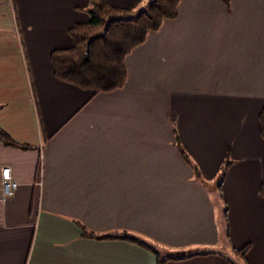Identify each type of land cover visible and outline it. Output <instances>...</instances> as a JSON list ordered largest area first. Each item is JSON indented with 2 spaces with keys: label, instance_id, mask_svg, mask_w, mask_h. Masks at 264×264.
Here are the masks:
<instances>
[{
  "label": "crops",
  "instance_id": "crops-1",
  "mask_svg": "<svg viewBox=\"0 0 264 264\" xmlns=\"http://www.w3.org/2000/svg\"><path fill=\"white\" fill-rule=\"evenodd\" d=\"M87 6L0 0V128L29 145L0 143V172L18 183L2 200L0 178V264H156L96 238L122 233L186 256L165 264H231L222 249L246 243L249 264H264V0H179L126 56L123 86L98 93L58 80L49 57L72 47Z\"/></svg>",
  "mask_w": 264,
  "mask_h": 264
},
{
  "label": "trees",
  "instance_id": "trees-1",
  "mask_svg": "<svg viewBox=\"0 0 264 264\" xmlns=\"http://www.w3.org/2000/svg\"><path fill=\"white\" fill-rule=\"evenodd\" d=\"M225 5L229 0H221ZM179 0H151L146 8L134 10L118 7L107 0H88L86 11L89 20L78 23L68 29L73 41L70 48L54 49L50 52V62L54 76L66 83L93 93L109 92L121 88L126 80L124 60L136 46L141 44L150 31L157 30L163 20L177 16ZM260 135L264 139V106L259 113ZM0 143L5 146L28 148L29 145L16 142L0 128ZM184 159L192 165L194 178L200 182L199 170L180 147ZM228 160L223 162V167ZM222 167V168H223ZM222 178V175H221ZM215 185L217 198L223 204L221 216L226 219L227 207L222 199L221 183ZM261 196L264 198V180L261 184ZM224 237L229 239L226 225ZM84 229V228H83ZM83 234H86L84 229ZM137 244L150 251L156 257V264H165L169 259H181L184 256H162L160 247L140 235L122 233L119 235H98L97 239L116 238ZM249 243L239 248L232 247L231 264H249L246 255Z\"/></svg>",
  "mask_w": 264,
  "mask_h": 264
},
{
  "label": "built area",
  "instance_id": "built-area-1",
  "mask_svg": "<svg viewBox=\"0 0 264 264\" xmlns=\"http://www.w3.org/2000/svg\"><path fill=\"white\" fill-rule=\"evenodd\" d=\"M2 200L11 196L16 190L18 183L12 178L9 167H3L0 172Z\"/></svg>",
  "mask_w": 264,
  "mask_h": 264
},
{
  "label": "rangeland",
  "instance_id": "rangeland-1",
  "mask_svg": "<svg viewBox=\"0 0 264 264\" xmlns=\"http://www.w3.org/2000/svg\"><path fill=\"white\" fill-rule=\"evenodd\" d=\"M214 191H215V189H214ZM213 191V192H214ZM212 197H213V199H214V201L216 202V205H217V211H218V213H217V218H218V220H219V222L220 223H222L223 222V217L221 216V213H220V208H221V206H222V204H221V202L218 200V198H217V194L214 192L213 194H212ZM222 251L225 253V254H228L231 258H232V254H230V252H225V250L224 249H222ZM162 252L163 253H166L164 250H162ZM242 264V263H241Z\"/></svg>",
  "mask_w": 264,
  "mask_h": 264
}]
</instances>
